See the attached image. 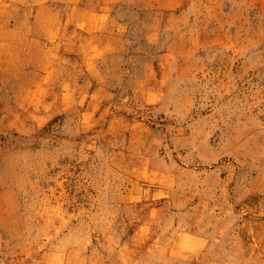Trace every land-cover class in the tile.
Here are the masks:
<instances>
[{
	"label": "rangeland",
	"instance_id": "obj_1",
	"mask_svg": "<svg viewBox=\"0 0 264 264\" xmlns=\"http://www.w3.org/2000/svg\"><path fill=\"white\" fill-rule=\"evenodd\" d=\"M0 264H264V0H0Z\"/></svg>",
	"mask_w": 264,
	"mask_h": 264
}]
</instances>
